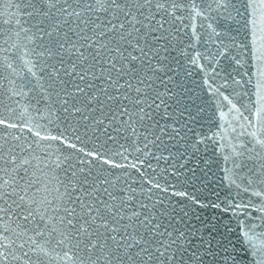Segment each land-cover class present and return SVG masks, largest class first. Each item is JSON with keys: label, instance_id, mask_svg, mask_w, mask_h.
Returning <instances> with one entry per match:
<instances>
[{"label": "snow or ice", "instance_id": "1", "mask_svg": "<svg viewBox=\"0 0 264 264\" xmlns=\"http://www.w3.org/2000/svg\"><path fill=\"white\" fill-rule=\"evenodd\" d=\"M0 16V264H264V0H0ZM193 41L203 50L190 57ZM184 61L202 72L206 61L215 78L195 114L183 103ZM224 109L235 136L224 135ZM202 116L227 139L236 189L210 206L260 213L234 239L227 225L209 238L178 227L177 210L153 194L175 185L137 167L199 152L212 137L189 145L181 130ZM113 168L135 170L139 187ZM191 171L184 183L207 188ZM194 192L174 193L188 201L181 221L209 206Z\"/></svg>", "mask_w": 264, "mask_h": 264}, {"label": "water", "instance_id": "2", "mask_svg": "<svg viewBox=\"0 0 264 264\" xmlns=\"http://www.w3.org/2000/svg\"><path fill=\"white\" fill-rule=\"evenodd\" d=\"M6 19L5 16H0V26L3 25V21ZM185 23H189L185 21ZM203 23L202 19L197 18L194 22L197 34H199L202 29L200 25ZM191 24L189 27V32H191ZM202 46H197L195 41L192 42L191 47L187 48L188 56H195L197 51H202ZM204 62L206 66V71L202 72L198 67L192 64H188L187 61H184L185 66L188 68L191 75L187 78V85L191 91L188 93L187 97L184 98L183 103L186 104L189 108V111L195 114L196 106L203 105L204 101L207 99V88L203 84L205 79H208L209 82H212L213 77L212 70L207 66L206 61H198ZM167 82V77H165V83ZM158 88L161 92L164 91V85H160L158 83ZM169 87H171L169 85ZM167 99V97H166ZM158 102V101H157ZM168 103L172 105V107H176L174 100L169 99ZM169 112L172 111V108L168 109ZM225 111V122L224 127L227 131L224 133L226 137L235 136L236 133L231 131L230 124L234 123L232 115L228 112L227 109ZM160 114H164L163 107L160 109ZM177 118H179V112L175 114ZM159 119V117H157ZM187 119V113L184 114V118ZM167 122L169 125H172V120L165 117L164 120H161V124ZM219 117L216 118V123H219ZM183 120H181V124ZM193 131L188 132L186 128L181 130L182 135H187L190 137L189 145L198 141L201 137H212L211 139L205 140L204 143L199 144V152L193 154L194 149L189 147V153L184 158H179V153H176L175 156L168 158L167 161L165 159H160L159 162L157 160L152 159L150 162L153 165L152 169L148 168L146 165L137 164V167L148 174L146 179H153L154 182H160L162 187L168 185H175V188L168 187L167 192H161L159 189L153 188V194H159L160 197L165 201V207L175 208L177 210L176 221L177 226L181 229L184 228L185 223L191 225L193 229H201L206 238H209V233L212 235H216L215 231L212 229V225H215L217 229L221 232L224 231V225L229 227V231L231 234V238H235L238 230L243 231L251 224H259L260 221L258 219L252 220L250 217H258L260 213L256 212L253 208L248 209H236L235 215L232 211H224L223 207L221 208H212L209 202H222L224 201L225 193L231 188L233 193L236 191L235 186L231 185V180L234 179L232 175V165L230 162H226L224 160V156L228 155L230 149L227 147V139L221 140V136L215 135L213 136V132H217L218 129L209 123L207 116H202L198 119L197 122L191 123L189 125ZM175 127L180 128V125H175ZM171 128L169 129V131ZM240 129L237 128V132ZM248 132L251 129H247ZM251 139V137H247ZM176 143V141H173ZM80 147L81 145L78 143L77 145ZM83 146L86 150H97L99 151V146L94 144L90 140H85ZM106 147H112L113 152H115V145L109 141ZM67 150V149H66ZM71 151V150H67ZM154 151V150H153ZM180 151H183V148H180ZM127 155V154H126ZM134 155H140V153H135ZM159 155V153H157ZM165 157L168 156V153L163 154ZM93 159V163H98L95 158ZM114 159L117 163H132L134 161V156H128V159L125 161L120 156H114ZM175 165V168L172 167ZM106 170L110 168V166H103ZM228 171H225V170ZM195 171L197 177L200 180H203L208 187L204 188L199 181H196L195 188L198 191L194 192L191 184H185L184 180L187 177L192 176V171ZM113 175H123L124 172H128L132 175L133 179L137 181L133 187H139L140 176L133 169H111ZM175 173H179V176L175 175ZM146 188L151 187V185H144ZM177 191H187L189 193H193L198 197L205 201V203H209L208 207L200 208L199 206H194L195 211L192 212L189 216L184 217L183 221L180 220L179 209L184 208L188 203L185 197L176 196L174 193ZM220 193L219 201L215 195H212V192ZM242 197L244 202L247 201L248 198H251L254 203L259 204V198L251 196L250 193L244 194L242 193ZM237 203L241 202V198H237ZM185 210H187L185 208ZM260 229H255V232H259ZM219 238V237H217ZM215 243V241H213Z\"/></svg>", "mask_w": 264, "mask_h": 264}]
</instances>
